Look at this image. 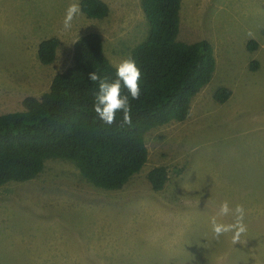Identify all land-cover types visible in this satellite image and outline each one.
Segmentation results:
<instances>
[{
  "label": "rangeland",
  "instance_id": "1",
  "mask_svg": "<svg viewBox=\"0 0 264 264\" xmlns=\"http://www.w3.org/2000/svg\"><path fill=\"white\" fill-rule=\"evenodd\" d=\"M80 1L0 0V114L48 91L73 65L81 36L99 33L115 66L147 40L142 0H104L106 17L81 10L65 31L66 10ZM51 37L59 45L45 65L39 44ZM178 40L209 41L217 63L188 118L146 134L148 161L120 190L95 186L60 157L34 179L2 186L0 264H264V0H181ZM222 86L234 91L225 103L214 98ZM157 166L168 176L159 191L148 177ZM225 200L246 210L248 231L236 245L211 229Z\"/></svg>",
  "mask_w": 264,
  "mask_h": 264
},
{
  "label": "trees",
  "instance_id": "2",
  "mask_svg": "<svg viewBox=\"0 0 264 264\" xmlns=\"http://www.w3.org/2000/svg\"><path fill=\"white\" fill-rule=\"evenodd\" d=\"M142 4L151 32L131 52L142 73V94L131 101V126H120V113L107 125L94 112L99 84L90 82L88 74L95 71L113 82L117 66L106 56L101 35L89 32L76 40L73 65L55 75L48 91L41 97H25L22 110L0 114V188L10 181L34 179L48 158L60 157L74 162L95 186L119 190L148 161L146 134L188 118L196 95L216 70L213 46L207 40H178L181 0ZM80 5L90 18H104L110 11L104 0H81ZM58 45L57 37L40 42L43 64L55 61ZM249 47L255 50L257 43ZM251 67L259 64L253 61ZM122 94L127 90L122 88ZM231 95L232 90L222 86L214 98L225 103ZM148 177L154 190H162L167 168L157 166Z\"/></svg>",
  "mask_w": 264,
  "mask_h": 264
},
{
  "label": "clouds",
  "instance_id": "3",
  "mask_svg": "<svg viewBox=\"0 0 264 264\" xmlns=\"http://www.w3.org/2000/svg\"><path fill=\"white\" fill-rule=\"evenodd\" d=\"M80 12L81 8L79 3L69 5L63 20V29L65 31L71 30L72 23ZM88 75L90 82H98L99 84V92L95 97L94 103V112L99 120L107 125H112L116 122L117 114L120 113L122 114L120 126H131V101L139 100L142 94V73L135 60L127 58L121 61L117 66V79L113 82H109L107 78L102 79L95 71L90 72ZM122 88L127 90V94H122ZM229 215L233 217V222L231 223L219 222L217 219V216L226 217ZM245 216L246 210L242 204H237L232 208L229 202L225 200L220 204L217 215L210 218L214 237L219 240L222 235L231 233L232 244L236 245L237 243H241L242 236L248 231Z\"/></svg>",
  "mask_w": 264,
  "mask_h": 264
},
{
  "label": "crops",
  "instance_id": "4",
  "mask_svg": "<svg viewBox=\"0 0 264 264\" xmlns=\"http://www.w3.org/2000/svg\"><path fill=\"white\" fill-rule=\"evenodd\" d=\"M216 65H217V63H216ZM216 68H217V67H216ZM258 69H259V67H258L257 69H255V70L259 71ZM215 71H216V70H215ZM212 79H213V78H212ZM227 87H228V86H227ZM230 89H231V88H230ZM199 93H200V92H199ZM199 93H198V94H199ZM198 94H197V95H198ZM197 95H196V96H197ZM233 96H234V91H232V95H231V97H233ZM231 97H230V98H231ZM230 98H229V99H230ZM229 99H228V100H229ZM119 190H120V189H119ZM105 200H107V199H104V198L99 199V201H100L102 204H104V201H105ZM94 215H95V214H94ZM96 216H98V217H100V216L107 217V216H109V215H103L102 213L100 214V212H99V213L96 214ZM100 245H101V244H99L98 246L96 245L95 247H97V249H98ZM95 247H93L91 250H95V249H96ZM85 248H86V247H85ZM86 249H87V248H86Z\"/></svg>",
  "mask_w": 264,
  "mask_h": 264
}]
</instances>
